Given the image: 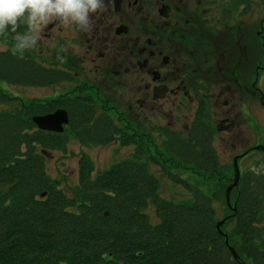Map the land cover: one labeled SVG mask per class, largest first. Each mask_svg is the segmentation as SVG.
<instances>
[{
	"label": "trees",
	"instance_id": "obj_1",
	"mask_svg": "<svg viewBox=\"0 0 264 264\" xmlns=\"http://www.w3.org/2000/svg\"><path fill=\"white\" fill-rule=\"evenodd\" d=\"M14 35L0 38L11 42ZM12 49L0 50V81L41 87L65 78ZM67 95L28 105L19 100L12 109H0V184L14 183L8 193L0 189V264H264L263 172L243 175L233 188L236 210L229 216L234 224L228 242L217 227L213 199L197 189L185 202L162 197L149 163L154 155L141 148L95 175L93 159L83 154L74 195L58 189V180L47 172L45 148L65 150L68 134L38 128L33 115L66 108V130L83 145L136 142L130 126L100 113L88 97ZM17 98L0 89V106ZM191 132L165 134L170 154L220 174L207 124L195 122ZM151 205L156 221L148 213Z\"/></svg>",
	"mask_w": 264,
	"mask_h": 264
},
{
	"label": "flooded vegetation",
	"instance_id": "obj_2",
	"mask_svg": "<svg viewBox=\"0 0 264 264\" xmlns=\"http://www.w3.org/2000/svg\"><path fill=\"white\" fill-rule=\"evenodd\" d=\"M104 3L105 10L91 17V31L49 25L37 46L24 51L25 57L66 75L41 87L66 84L68 97L86 96V102L97 105L100 113L130 123L136 139L131 144L134 150L149 147L145 139L151 128L157 127L156 132L164 137L168 132L186 137L192 133L193 123L204 121L211 144L219 131L236 139L239 146L235 147L243 148L238 155L251 152L244 149L251 0ZM194 105L205 110V119L197 113L180 114ZM211 105L220 106V111L212 110ZM57 108L64 107L45 113ZM158 108L167 116L166 125L152 122L150 114ZM181 115L188 134L175 129Z\"/></svg>",
	"mask_w": 264,
	"mask_h": 264
},
{
	"label": "rangeland",
	"instance_id": "obj_3",
	"mask_svg": "<svg viewBox=\"0 0 264 264\" xmlns=\"http://www.w3.org/2000/svg\"><path fill=\"white\" fill-rule=\"evenodd\" d=\"M251 67H250V93H247L245 106L246 116L248 121L245 124V146L244 149L250 148L245 157L238 155V152L243 151V148L235 147L236 139L227 138L224 133L216 131L214 134V148L216 156L220 161L219 173L216 172L205 173L200 171L195 166L181 163L177 157L170 154L165 145V137L161 133H157V127L150 129V137L145 139L149 147H141L145 152H150L151 157L154 155V160H149L151 170L156 174L159 180V192L162 197L172 200L174 202H185L193 199L194 191L200 190L209 195L213 199L215 208V217L219 222L223 219H228L220 226L221 233H225L228 238L227 231L231 232L234 224L233 218L230 221L229 216L234 212L231 206L235 205L233 202L234 190L230 193V204L226 198V189L233 181L235 169L234 158L238 156V163L240 165L242 174L264 173V150L257 149L255 146L264 145V38L262 36V21H264V0H251ZM264 25V24H263ZM259 33V34H258ZM261 34V35H260ZM264 34V31H263ZM15 41H4L0 38V50L13 48ZM258 75V76H257ZM258 77V78H256ZM66 84H62L57 88L54 87H39L21 85L10 83L7 81H0V89L17 96L16 102H11L8 105H1L0 109H12L16 104L22 102L28 105L35 99H51L58 98L61 94L67 91ZM68 86V85H67ZM237 98V97H236ZM238 100V98H237ZM221 103V101H220ZM171 107V104H170ZM212 110L220 111V106H209ZM167 110L166 107H164ZM163 109H156L151 113L153 124L166 125L167 116ZM205 119V110H199L194 105L189 108L182 109L180 114H195ZM182 115L178 118L175 129L182 130L185 134L189 133V129L185 128V119ZM197 115V116H198ZM121 127H128L130 123L117 121ZM155 130V131H154ZM68 134V142L65 150H51L49 147L46 154L47 172L54 180H58V189L64 190L69 195H74L75 188L79 181L80 159L83 154L91 157L95 163V170L93 175L97 174L99 170H103L114 163H118L124 159L133 158L135 152L134 146L121 145L114 141L108 144L83 145L76 137ZM159 132V131H158ZM241 138V136H240ZM225 139V140H224ZM238 145V144H237ZM239 146V145H238ZM146 158V157H145ZM160 163L166 164L164 170ZM254 170V171H253ZM169 171L175 174L170 176ZM256 171V172H255ZM231 205V206H230ZM153 221L157 220V215L154 206L151 205L148 209ZM217 222V223H218ZM224 225V226H223ZM229 226V227H228ZM231 228V229H230ZM238 253V252H237Z\"/></svg>",
	"mask_w": 264,
	"mask_h": 264
},
{
	"label": "clouds",
	"instance_id": "obj_4",
	"mask_svg": "<svg viewBox=\"0 0 264 264\" xmlns=\"http://www.w3.org/2000/svg\"><path fill=\"white\" fill-rule=\"evenodd\" d=\"M104 10V0H0V36L15 34L12 54L22 56L37 46L49 25L89 32L92 15Z\"/></svg>",
	"mask_w": 264,
	"mask_h": 264
},
{
	"label": "water",
	"instance_id": "obj_5",
	"mask_svg": "<svg viewBox=\"0 0 264 264\" xmlns=\"http://www.w3.org/2000/svg\"><path fill=\"white\" fill-rule=\"evenodd\" d=\"M31 119L42 130L53 131V132H63L65 130V126L69 123L70 117H69V113L66 109L58 108L55 111L50 112V113L33 115ZM255 148L264 150V145H257V146H255ZM234 169H235V174H234L233 181L228 185V187L226 189V198H227V201L229 204H230L231 190L239 184V180L241 177V171H240V167L238 164V156H236L234 158ZM13 185H14V183L13 184L3 183V184H0V189L2 192L7 193ZM46 193H47L46 191L41 193V196H45ZM231 208L234 211L236 210L235 205L231 206ZM224 222H225V219L219 221L217 223V227L220 229V226ZM224 235L226 236L225 233H224ZM226 241L228 242L227 237H226ZM230 249L232 250L234 256L236 258H238L239 254L237 253L236 249L231 245H230ZM243 264H245V263H243Z\"/></svg>",
	"mask_w": 264,
	"mask_h": 264
}]
</instances>
